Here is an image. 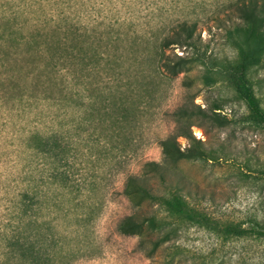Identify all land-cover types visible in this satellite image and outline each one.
<instances>
[{
	"label": "rangeland",
	"instance_id": "1",
	"mask_svg": "<svg viewBox=\"0 0 264 264\" xmlns=\"http://www.w3.org/2000/svg\"><path fill=\"white\" fill-rule=\"evenodd\" d=\"M244 1L0 0V264H18L3 254L19 228L53 238L55 264H264V234L251 229L264 227V127L250 121L226 77L204 82L195 59L236 58L226 32ZM182 24L194 28L196 48H162ZM162 51L190 62L164 74ZM252 81L264 108V54ZM185 104L207 113L190 125L211 159L172 169L192 185L198 208L249 233L180 226L148 256L138 237L117 230L135 211L124 186L145 163L162 161L171 114ZM53 133L59 156L35 148ZM142 205L165 216L156 202Z\"/></svg>",
	"mask_w": 264,
	"mask_h": 264
},
{
	"label": "trees",
	"instance_id": "2",
	"mask_svg": "<svg viewBox=\"0 0 264 264\" xmlns=\"http://www.w3.org/2000/svg\"><path fill=\"white\" fill-rule=\"evenodd\" d=\"M236 11L239 12L240 21L226 32L236 49V58L216 65L199 57L195 59L204 67V82L212 84L218 79L217 76L226 77L229 86L245 103L250 121L264 127V108L256 96L252 81L253 68L261 64L264 54V0L241 2L236 6ZM197 42L194 28L182 24L163 40L161 46L168 48L177 44L180 47L196 48ZM157 61L162 73L172 76L180 73L190 62L182 57H178L175 62V54L166 55L164 51ZM122 111L129 113L130 109L123 107ZM171 116L174 133L160 143L162 161L147 162L139 176L127 178L123 193L135 201V211L123 218L117 226L121 234L138 237L139 247L148 256H152L169 240L173 231L176 234L180 226L195 225L225 237L233 233L244 237L249 233L248 229L238 224H219L198 208L192 202V185L172 169L180 160L211 159L204 143L192 134L190 125L193 117H206L207 113L200 106L185 104L174 110ZM179 137L184 138L187 143L184 149L178 141ZM35 143V148L42 153L54 156L64 153L63 142L56 133L39 136ZM154 178L163 191L152 186L151 180ZM146 201L156 202L165 216L160 217L157 212L146 210L142 205ZM255 227H251L252 231L264 234V227L260 223ZM166 228H169V231ZM23 232L19 228L16 234L5 239L4 259L18 264H55L54 255L49 249L56 241L45 235L39 236L38 233L29 236Z\"/></svg>",
	"mask_w": 264,
	"mask_h": 264
}]
</instances>
